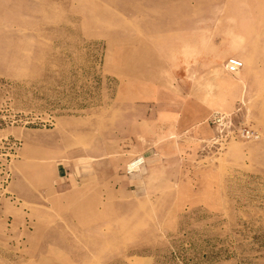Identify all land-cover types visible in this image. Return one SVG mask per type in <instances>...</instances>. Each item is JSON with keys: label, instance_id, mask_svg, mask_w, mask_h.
<instances>
[{"label": "rangeland", "instance_id": "1", "mask_svg": "<svg viewBox=\"0 0 264 264\" xmlns=\"http://www.w3.org/2000/svg\"><path fill=\"white\" fill-rule=\"evenodd\" d=\"M0 264H264V0H0Z\"/></svg>", "mask_w": 264, "mask_h": 264}, {"label": "built area", "instance_id": "2", "mask_svg": "<svg viewBox=\"0 0 264 264\" xmlns=\"http://www.w3.org/2000/svg\"><path fill=\"white\" fill-rule=\"evenodd\" d=\"M225 68L227 70V72L231 73V74H236L238 73L240 70H242L244 68V62L243 60H241L240 58L237 57H231L227 60L226 64H225ZM215 123H218L219 125H222L224 122V117L223 116H215L214 120ZM251 132L250 131H246L245 136L246 137H251ZM139 166H135L132 169L138 168Z\"/></svg>", "mask_w": 264, "mask_h": 264}, {"label": "bare ground", "instance_id": "3", "mask_svg": "<svg viewBox=\"0 0 264 264\" xmlns=\"http://www.w3.org/2000/svg\"><path fill=\"white\" fill-rule=\"evenodd\" d=\"M144 162V159L143 158H140V159H137V160H134L131 164H130V168L132 169L133 167L135 166H140L143 164Z\"/></svg>", "mask_w": 264, "mask_h": 264}, {"label": "crops", "instance_id": "4", "mask_svg": "<svg viewBox=\"0 0 264 264\" xmlns=\"http://www.w3.org/2000/svg\"><path fill=\"white\" fill-rule=\"evenodd\" d=\"M224 83H226V81H224Z\"/></svg>", "mask_w": 264, "mask_h": 264}]
</instances>
